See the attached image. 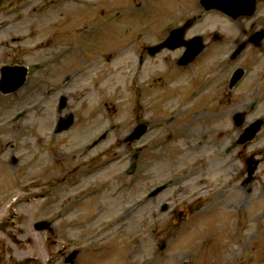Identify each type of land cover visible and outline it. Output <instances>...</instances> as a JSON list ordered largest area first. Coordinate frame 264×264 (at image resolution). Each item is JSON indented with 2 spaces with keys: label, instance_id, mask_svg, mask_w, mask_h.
Masks as SVG:
<instances>
[{
  "label": "rangeland",
  "instance_id": "rangeland-1",
  "mask_svg": "<svg viewBox=\"0 0 264 264\" xmlns=\"http://www.w3.org/2000/svg\"><path fill=\"white\" fill-rule=\"evenodd\" d=\"M199 1L0 0V67L29 69L20 89L0 92V264H264V127L235 145L264 118V41L235 59L209 52L216 60L169 83L160 67L137 73L134 85L142 45L188 19L191 33L212 30L232 48L241 29L264 28V0L236 19L204 14ZM236 67L245 74L229 89ZM70 114L72 125L55 132ZM135 114L151 131L121 143ZM108 129L106 162L86 174L100 147H83ZM249 156L260 163L245 183Z\"/></svg>",
  "mask_w": 264,
  "mask_h": 264
},
{
  "label": "flooded vegetation",
  "instance_id": "flooded-vegetation-1",
  "mask_svg": "<svg viewBox=\"0 0 264 264\" xmlns=\"http://www.w3.org/2000/svg\"><path fill=\"white\" fill-rule=\"evenodd\" d=\"M261 0H256V5L258 6V3ZM201 7V12H204L201 4L199 3ZM198 15H201L200 13ZM194 19V18H192ZM194 24L191 22V19H188L186 22H184L183 25H177L176 27L178 28H183L181 33L182 36L179 39L180 41L176 46H171L173 44H166V46L161 47L159 50L152 52L153 49L158 47L159 44L162 43V41H158L155 43H150L148 45H142L141 50L139 51V54L136 56V61L135 66H134V77L133 79L135 80L134 85L137 86V88H142V86L138 85L136 82V74L141 72V75H144V78H147L149 76H152L155 70L160 67V69H157L156 71H159L160 75L158 78L161 76L165 78V80L170 81L174 80V77L180 76L179 73L182 71H190L191 69H195V66H197V63L202 61L205 58H208L210 60H216V58L213 55H209V52L213 53L214 50L219 49V51H223L222 53L227 56L228 59H233L231 57V54L236 46L237 43L243 41L242 39H235L233 41L234 47H230L227 42H224L223 36L218 33H214L212 30H202L200 32L196 33H191L192 27ZM175 27V28H176ZM243 35V39H247L248 36L254 32V30L251 31V33H248V31L243 28L241 29ZM198 39L197 41H194L195 39ZM250 48H257L252 45H250ZM138 49L135 50V52ZM222 55V54H221ZM191 57L187 62H181L185 61ZM214 62V61H213ZM133 71V68H130V72ZM231 74V73H230ZM230 77V75H229ZM228 77V80H229ZM150 77L149 79H151ZM152 84L148 83L147 88H150ZM153 89V87L151 88ZM150 89V90H151ZM171 91L174 90H179L175 88H170ZM195 90H193L191 93H193ZM139 106V105H138ZM172 117L167 118V122L171 120ZM134 124L131 127V129L128 131V133L121 139V143H132V142H127L126 138L128 135L132 132V130L139 124L144 125L141 129L144 131L140 134V136L134 140L137 141L139 140L145 133H148L151 131V124L147 123L148 121L144 119L143 117L140 116V114H135L134 115ZM141 130V131H142ZM110 134V129L108 130H102L99 131L98 133L91 135L88 139V142L84 145L83 150L91 151L95 150L96 148H99L100 146L103 145L104 141ZM102 135H104L103 140H98ZM96 142V143H95ZM138 152L140 150H137ZM98 152V151H97ZM104 153V150L102 147H100V151L96 154L95 157H92L91 163L86 164V167L84 169L86 174H95L98 171H101L103 166H104V159L102 158V155ZM98 154H102L99 156ZM89 162V161H88ZM49 227V226H48ZM5 228L3 226H0V231L3 232ZM104 255L105 251H114L113 247H104Z\"/></svg>",
  "mask_w": 264,
  "mask_h": 264
},
{
  "label": "water",
  "instance_id": "water-1",
  "mask_svg": "<svg viewBox=\"0 0 264 264\" xmlns=\"http://www.w3.org/2000/svg\"><path fill=\"white\" fill-rule=\"evenodd\" d=\"M204 3L205 8L210 9H218L226 13L227 15H230L234 18L240 16V15H251L254 12L255 8V0H202ZM179 32L178 30H173L170 34V36L167 38L168 41L176 40L178 38L177 34ZM264 32H257L254 36L251 37L250 40L254 42V44H259L261 38L263 37ZM246 42L242 43L239 48L234 53V56L240 52L245 46ZM242 69H237L233 75V78L231 80V84H234V82L242 75ZM26 75V67L24 66H3L1 68V77H0V90L3 93L10 92L13 90H16L22 83L24 82V78ZM66 105V97L62 96L60 98L59 103V109H62ZM73 121V116L70 114L65 119H62L60 123L58 124L57 130H63L70 126V124ZM234 121L237 126H240L243 122V114L237 113L234 116ZM263 124L262 119H257L255 122L251 123L239 136L236 144H243L246 141L252 140L256 133L259 131ZM229 150V149H227ZM16 159L13 158V162H15ZM259 163V160H254L252 156L248 157L246 159L247 164V171H248V178L246 179V182L249 183L253 179V173L257 167V164ZM134 168V163L131 165V169ZM165 209V207H163ZM75 255V252L70 255L66 260H69Z\"/></svg>",
  "mask_w": 264,
  "mask_h": 264
}]
</instances>
